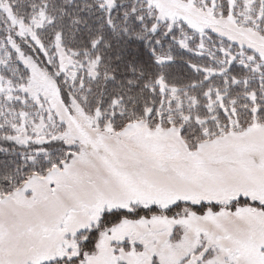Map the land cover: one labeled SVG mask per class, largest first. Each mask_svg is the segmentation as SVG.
Masks as SVG:
<instances>
[{
	"label": "rangeland",
	"instance_id": "374dc122",
	"mask_svg": "<svg viewBox=\"0 0 264 264\" xmlns=\"http://www.w3.org/2000/svg\"><path fill=\"white\" fill-rule=\"evenodd\" d=\"M103 1L109 8L116 2ZM149 1L162 19L198 27L217 21L226 33L233 26L209 14L189 16L182 4ZM11 4L0 0L15 36L55 59L56 74L97 75L100 57L89 50L68 52L60 35L55 55L48 54L39 32L52 21L46 10L24 20ZM10 44L15 68L12 56L0 53V102L12 126L6 138L22 148L62 139L77 149L62 167L34 175L0 198V264H264V125L254 122L241 133L205 141L194 152L178 143L183 141L175 127H152L141 119L114 131L76 99L66 106L56 75L19 43ZM244 197L260 205H229ZM179 201L221 206L201 211L184 205L171 215L124 217L100 231L94 250L87 251L84 230L96 227L106 210L152 203L168 209Z\"/></svg>",
	"mask_w": 264,
	"mask_h": 264
},
{
	"label": "trees",
	"instance_id": "16d2710c",
	"mask_svg": "<svg viewBox=\"0 0 264 264\" xmlns=\"http://www.w3.org/2000/svg\"><path fill=\"white\" fill-rule=\"evenodd\" d=\"M9 1L24 20L42 8L48 12L52 21L39 32L51 56L60 35L68 52L75 55L89 50L100 57L93 79L84 70L76 77L56 74L55 59H48L39 45L15 36L12 22L0 7V53L12 56L9 64L15 68L16 50L10 44L14 40L56 75L66 106L71 107L76 99L85 112L99 116L102 126L117 131L133 121L146 120L152 127H175L183 141L178 143L193 151L205 141L241 133L254 122L264 125V0H157L170 6H188L189 16L231 20L229 33L217 21L198 27L187 20L162 19L149 0H115L111 8L103 7V0ZM157 26L159 32L154 35ZM168 29L174 31L166 38ZM153 48L155 55H149ZM158 57L169 60L161 62ZM18 78L22 79L20 73ZM3 109L0 102V198L30 177L62 167L77 149L62 139L34 145L36 148L18 146L6 138L12 126ZM250 202L260 205L248 197L229 205ZM184 205L201 211L221 206L218 202L195 205L179 201L168 209L152 203L137 205L134 210H106L96 227L84 230L90 242L87 251L94 250L100 231L124 217L160 212L171 215Z\"/></svg>",
	"mask_w": 264,
	"mask_h": 264
},
{
	"label": "snow or ice",
	"instance_id": "6c2138e0",
	"mask_svg": "<svg viewBox=\"0 0 264 264\" xmlns=\"http://www.w3.org/2000/svg\"><path fill=\"white\" fill-rule=\"evenodd\" d=\"M139 19L142 20L143 17H140ZM172 31H174V29H168V31L165 33V37L168 38L169 33H171ZM156 32H159V27H158V26H157L156 29L154 30V33H153V34L155 35ZM160 43H161V41H160L159 39H157V40L155 41V44H156L157 46H159ZM149 55H155V49H154V48L149 50ZM253 111H256V110H253Z\"/></svg>",
	"mask_w": 264,
	"mask_h": 264
}]
</instances>
